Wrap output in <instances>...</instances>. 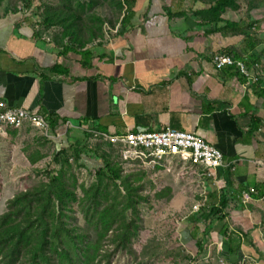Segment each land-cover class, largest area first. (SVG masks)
Here are the masks:
<instances>
[{"label": "crops", "instance_id": "1", "mask_svg": "<svg viewBox=\"0 0 264 264\" xmlns=\"http://www.w3.org/2000/svg\"><path fill=\"white\" fill-rule=\"evenodd\" d=\"M193 7L191 0H136L129 21L122 26L121 20L119 32L103 45L87 49V58L79 47L59 46L48 36L52 31L35 28L30 15L1 6L0 108H20L56 122L48 133L70 140L75 136L71 131L80 132L81 138L85 126L111 135L166 129L198 134L222 152L225 165L212 176L190 165L187 175L197 187L172 200L180 196L195 199L192 207L200 204L190 210L194 232L190 220L182 229L184 243L192 252L209 254L217 245L227 264L242 258L264 264L261 22L225 17L241 31L212 32L201 26ZM169 8L184 14L172 15ZM249 25L254 28L251 39L246 35ZM63 46L71 50L64 53ZM216 54L242 60L259 80H248L229 67L217 69L212 60ZM251 189L256 191L245 201ZM222 199L226 206L211 215ZM222 213L224 220L218 219ZM206 215H211L208 228Z\"/></svg>", "mask_w": 264, "mask_h": 264}, {"label": "trees", "instance_id": "2", "mask_svg": "<svg viewBox=\"0 0 264 264\" xmlns=\"http://www.w3.org/2000/svg\"><path fill=\"white\" fill-rule=\"evenodd\" d=\"M237 1L193 0L195 7L192 12L194 16L201 18V26H208L209 31H241L236 23L226 21L224 17L228 8L235 7ZM2 2L3 0H0V8ZM135 2L136 0H127V14L122 18V26L129 21V14L134 15ZM119 8H123L121 4ZM171 14L183 15L184 11H172ZM39 17L45 30L54 26L62 27L63 35L55 36L59 46L66 36L75 38L77 29L74 14L55 10ZM247 29L249 31H246V35L251 39L254 28L249 25ZM92 37L98 36L93 34ZM82 48L85 46L81 45L80 51L88 58L90 51ZM63 49L64 53L71 50L65 46ZM58 68L61 67L58 66L56 70ZM253 70L255 71L256 67ZM56 126V122L49 120L50 133ZM88 137L89 134L83 130L82 137L73 138L74 143L71 145L68 143L64 146L58 142L52 155V163L57 167L46 171V181H40L30 188L16 192L7 200L6 210L0 214V264H95L103 259L109 261L110 256H106L102 250V240L108 235V240L114 248L113 252L132 253L133 241L138 237L142 225L141 207L143 203L149 202V195L144 193V185L133 179V171L127 172L124 169V159L111 143L99 142L96 148H89L85 144ZM67 140V135L66 139H61L63 143ZM81 154L94 156L102 164L96 169L95 182L88 188H83L79 202L84 219L97 231L98 238L94 242L91 240V234L74 220V208L71 204L78 201L77 189L64 178L71 163L70 158L77 161ZM32 158L30 155L29 159ZM171 193L172 188L167 187L166 190L157 192L155 198H171ZM104 201L106 204H103ZM225 206L226 201L222 199L221 208H212L211 215L219 214ZM211 215L203 217L206 222H209ZM225 218L222 213L218 219ZM195 227L196 224L192 229ZM208 227L207 224L206 228ZM223 233L226 235V232ZM196 243L199 250L203 249L200 242Z\"/></svg>", "mask_w": 264, "mask_h": 264}, {"label": "rangeland", "instance_id": "3", "mask_svg": "<svg viewBox=\"0 0 264 264\" xmlns=\"http://www.w3.org/2000/svg\"><path fill=\"white\" fill-rule=\"evenodd\" d=\"M126 2L127 0H3L1 6L9 11H30L29 21L42 31L47 30L44 29L39 16L51 14L55 10L70 12L75 15L77 33L75 38L66 36L62 44L79 48L83 45L86 49H92L103 45L107 38L114 35V30L121 29L120 22L126 13ZM120 4L122 9L119 8ZM180 6L176 7V10ZM224 17H238L246 19L249 23L254 22L256 17L261 22L260 33L264 35V0H238L235 7L228 8ZM48 30L52 31L48 35L52 40L56 39L55 36L63 35L60 26ZM93 34L98 37H92ZM88 131H92V128L88 127ZM48 132L45 134L44 131L25 124L20 129H9L5 135H0V214L6 210L7 200L14 193L30 188L40 181H46V171L57 167L52 163V155L63 136L53 137ZM88 133L89 139H86L85 144L89 148H96L99 142H104L94 138L91 132ZM70 134L75 135L73 138H80L81 135L77 131H71ZM68 141L69 145L74 143L70 136ZM59 142L63 144L62 141ZM30 155L33 156L32 160L29 159ZM81 155L77 161L70 158L71 163L64 178L77 189L78 201L71 204L74 208V220L91 234V240L94 242L98 238L97 231L84 219L79 202L83 188H88L95 182L96 169L102 164L94 156ZM123 162L127 172L133 171V179L144 185V193L149 195L150 200L142 204V225L138 237L133 241L132 253L113 252L114 248L108 240V235L102 240V250L106 256H110V260L103 259L95 264H227L219 258L217 245L213 244L210 254L207 250L195 253L182 238V229L187 226L189 220L190 225L193 223L190 210L196 200L180 196L178 200H172L178 193L183 196L185 189L197 187L196 182L191 181V177L187 175L191 165L189 162H179L183 165L176 162L161 169L143 168L134 164L130 166L125 159ZM167 187L172 188V197L156 199L155 194L166 190ZM103 204H106V201ZM261 219L264 223V215ZM262 229L264 236V224ZM192 230L194 232L195 228ZM238 264L261 263L251 258H242Z\"/></svg>", "mask_w": 264, "mask_h": 264}, {"label": "built area", "instance_id": "4", "mask_svg": "<svg viewBox=\"0 0 264 264\" xmlns=\"http://www.w3.org/2000/svg\"><path fill=\"white\" fill-rule=\"evenodd\" d=\"M25 14L30 15L31 12L26 11ZM118 32L119 30H114V34ZM212 60L217 69L233 67L246 79L258 80L242 60L233 56L216 54ZM25 124L44 131L45 134L48 132V121L44 117L20 108H0V135H5L9 129H20ZM83 130L86 133L91 132L94 138L111 143L130 166L134 164L143 168H164L180 160L203 167V174L212 176L216 167L225 165L222 152L196 133L166 129L155 134L126 132L111 135L94 128L88 131V127H84ZM253 191L256 190L251 189L250 193H245V201L251 198ZM198 208L199 204L194 205L195 210Z\"/></svg>", "mask_w": 264, "mask_h": 264}, {"label": "clouds", "instance_id": "5", "mask_svg": "<svg viewBox=\"0 0 264 264\" xmlns=\"http://www.w3.org/2000/svg\"><path fill=\"white\" fill-rule=\"evenodd\" d=\"M237 60H238V59H237ZM240 75H241V74H240ZM193 210H195V209H194V206H193Z\"/></svg>", "mask_w": 264, "mask_h": 264}]
</instances>
